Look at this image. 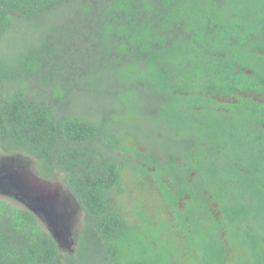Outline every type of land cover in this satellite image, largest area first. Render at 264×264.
I'll use <instances>...</instances> for the list:
<instances>
[{"label": "trees", "instance_id": "16d2710c", "mask_svg": "<svg viewBox=\"0 0 264 264\" xmlns=\"http://www.w3.org/2000/svg\"><path fill=\"white\" fill-rule=\"evenodd\" d=\"M0 150L84 213L0 199V264H264V0H0Z\"/></svg>", "mask_w": 264, "mask_h": 264}, {"label": "rangeland", "instance_id": "374dc122", "mask_svg": "<svg viewBox=\"0 0 264 264\" xmlns=\"http://www.w3.org/2000/svg\"><path fill=\"white\" fill-rule=\"evenodd\" d=\"M126 189L128 202L127 194L136 197L142 190L131 185ZM0 199L32 212L65 253L76 247L84 213L61 176L44 180L34 159L0 150Z\"/></svg>", "mask_w": 264, "mask_h": 264}, {"label": "flooded vegetation", "instance_id": "af4514ba", "mask_svg": "<svg viewBox=\"0 0 264 264\" xmlns=\"http://www.w3.org/2000/svg\"><path fill=\"white\" fill-rule=\"evenodd\" d=\"M143 190H145V189H143Z\"/></svg>", "mask_w": 264, "mask_h": 264}]
</instances>
